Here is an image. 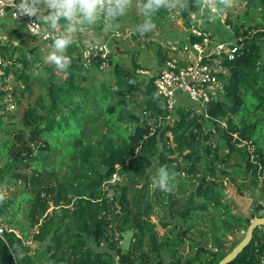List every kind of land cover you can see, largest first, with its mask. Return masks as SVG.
<instances>
[{
	"label": "trees",
	"instance_id": "obj_1",
	"mask_svg": "<svg viewBox=\"0 0 264 264\" xmlns=\"http://www.w3.org/2000/svg\"><path fill=\"white\" fill-rule=\"evenodd\" d=\"M177 2L169 0L149 19H162ZM243 2L246 9L235 16L228 12L225 22L238 51L233 60L224 57L217 64L221 98L201 110L184 95L185 101L176 97L170 112L155 88L156 76L139 75L137 56H129L128 63L127 52L114 49L115 37L89 48L68 38L70 66L61 71L47 63L44 76L32 72L22 44L1 46L0 184L9 194L0 202V225L19 236L0 237V264H165L163 252L169 264H218L244 239L251 221L264 217V207L250 216L234 214L224 181L237 183L240 191L251 184L264 194V0ZM107 3L113 28L131 4L121 14L116 0ZM217 5L225 11L220 0ZM37 13L44 26L60 28L65 38L64 31L85 26L72 25L71 17L57 16V10ZM106 14L107 8L98 9L94 16L100 20ZM3 22H13L26 35L13 20ZM214 22L206 29L224 36ZM105 24L95 26L98 34ZM213 37L221 42L216 33ZM87 49L92 56L85 64ZM38 51L34 46L30 53L37 57ZM157 56L159 67L170 59L181 63L179 52L161 46ZM109 73L110 80L99 79ZM34 91L35 102L19 126L6 128L13 116L5 104L10 100L15 109ZM161 167L175 173L171 192L153 186ZM116 172L120 180L109 197L102 183ZM179 197L185 202L175 209ZM166 207L183 225L165 222ZM65 221L75 228L63 232ZM236 231L244 234L232 239ZM185 240L189 249L181 253ZM64 249L67 257L60 254ZM230 264H264V227Z\"/></svg>",
	"mask_w": 264,
	"mask_h": 264
},
{
	"label": "rangeland",
	"instance_id": "obj_2",
	"mask_svg": "<svg viewBox=\"0 0 264 264\" xmlns=\"http://www.w3.org/2000/svg\"><path fill=\"white\" fill-rule=\"evenodd\" d=\"M211 1L215 2V4L217 5L218 0H210V2ZM40 3L43 4L44 9L43 7L40 8ZM147 3L148 0H135V2L130 5V11L120 21L116 22L113 28L110 27L109 22L114 21V15L112 13H109L108 10L110 8V5L108 3L106 6L107 14L104 18H101L100 20L97 19V17L95 16L88 18L85 17L83 13L77 12L76 14L70 16L72 25L80 26L82 24H85V26L74 30L69 29L67 32L64 31V33L65 35H67V38L76 39L81 42L83 44V48H89L92 45V42H95L98 45H104L107 43V41L109 42L110 39H112L110 40L111 42H114L113 38L115 37L117 40L116 42L118 43H113L114 49L117 50V48L119 47L121 52H127L124 54V57L128 61V63L130 62L129 56L136 55L142 68L144 70H147L150 75H155L161 68L159 67V59L157 56L158 46L164 47L166 50H168V52L171 53V49L173 46L180 45L182 39L184 40L186 38V35L188 34L185 31L186 26L183 23L186 20L185 14H187V12L191 11L193 8H198L200 6V1L178 0L177 4L172 10L166 12L162 19L157 20V22L154 23V29L141 35L140 30L142 26L145 23H153L149 19L148 14H145L144 11V5H146ZM35 5L37 12H42L43 10H45V7L51 8V10L49 11L57 10L56 8L50 6V0H36ZM221 7L224 8L225 14L228 15L229 12L230 14H232V16H235L246 9V4L243 2V0H234V4L231 8L224 5H222ZM70 17L68 16L66 18L69 19ZM209 18H211V16H207L208 20ZM58 19L59 21H61L60 18ZM216 19L217 18H214L211 22H214V20ZM101 21L105 22L106 24L104 29L102 30L103 33L98 34L95 30V26H97V24H99V22ZM211 22L206 24L210 26L212 24ZM215 23L221 26V34H223L224 36H220L217 30L212 29L213 26H211L212 31H209L213 34L216 33L218 37L222 38L221 41L232 40V38L230 37L232 31L229 26H226L225 24L221 23V21L220 23H218V19L213 24L215 25ZM181 24L184 26H182ZM11 33H13V35H9V32L8 35H5V37L7 38L6 43L12 42L16 45L22 44V49L28 54L29 59L33 64L32 72H34L37 76H44V65L47 64L45 62V57L49 55L52 51H54V48H49V46L44 43L33 41L32 38H29L27 35H24L27 40L22 41L21 36L23 34L22 32L16 29H13ZM135 36L136 38H134ZM216 39L218 40L217 36ZM34 46H37L39 48L37 57H34L33 54L30 53ZM105 49H107L108 51V48H104V50ZM87 52H90V49H87L83 52L84 62L87 60L85 58H89V56L85 57V54H87ZM178 52L181 55L180 61L185 63L187 60V56L180 51ZM172 53L175 54L174 52ZM85 64H87V61L85 62ZM111 77L112 76L110 75V73L109 75H99L100 80H110ZM36 96L37 92L34 91L32 95L24 98L22 104L19 107L16 106L15 109L11 108V103L9 102L10 100L5 104L6 111L9 113L10 116H13L12 119L9 120L7 124H5L6 128L15 129L19 126L20 116L23 114L24 110H26L29 105H32L35 102ZM0 106H3L2 103H0ZM136 111V113L139 114V110ZM53 158L54 154L51 155V159ZM150 173H154L153 168L150 170ZM224 185L226 202L232 205L234 214L250 216V214L255 211L257 206L262 205L264 207V194H262L258 188L253 187L251 184L248 185V188L242 189L241 191L236 186L237 183L231 184L228 181H224ZM0 192L5 193V195L9 194V191L5 189L4 186H1V184ZM184 202L185 200L179 197V202L174 208H181L184 205ZM165 212L168 215V219L165 222H174L179 225H183V221L180 216L177 215L173 217L168 207L165 208ZM156 219L154 218L153 220L158 223ZM74 228L75 223L73 221H65L63 226V232L72 231ZM158 229L161 233L164 232V228L162 226L158 225ZM243 234L244 233L242 231H236L235 235L231 238H240ZM130 237V233L125 235V238L121 243L123 247L127 246ZM188 249V241L185 242V245L179 247L181 253L183 251L187 252ZM60 254L64 257H67V252L65 249ZM163 257L165 259V264H169V254L167 252H163Z\"/></svg>",
	"mask_w": 264,
	"mask_h": 264
},
{
	"label": "built area",
	"instance_id": "obj_3",
	"mask_svg": "<svg viewBox=\"0 0 264 264\" xmlns=\"http://www.w3.org/2000/svg\"><path fill=\"white\" fill-rule=\"evenodd\" d=\"M199 1L200 6L189 13L187 23L183 22L186 26L185 31L188 33L184 42L179 47L173 46L171 49L174 53L180 51L185 54L187 56L186 62L180 63L177 59L167 60L155 74V88L166 101L170 112L174 109L177 94L188 97L200 110L205 109L208 103L220 100L222 89L218 73L221 67H217L219 66L217 64H219V59L224 57L233 60L238 51L234 39L217 42L213 33L206 29V23H210L214 18L225 24L227 14L221 12L215 2H210V0ZM106 2L107 0H105L103 7L99 8L100 13L105 12ZM20 4L21 0H0V19L9 18L13 20L23 28L29 38L39 42L53 44L56 38L62 37L60 28L49 29L40 22L37 10L32 5L31 0H27L26 9L18 12L17 8ZM29 10L34 14L29 15ZM207 16H211V18L208 20ZM6 41L7 38L0 35V67L5 65L1 57V46ZM87 56L89 58L92 56L91 51L85 54V57ZM89 58L85 59L88 60ZM211 60L214 61V64H210ZM137 73L145 77L153 76L143 68L138 69ZM11 108L14 109V106L11 105ZM119 180L120 177L116 172L102 183V188L109 197L113 196L114 187ZM12 232L19 236L18 232L13 231V229L0 225V237H3L5 233Z\"/></svg>",
	"mask_w": 264,
	"mask_h": 264
},
{
	"label": "clouds",
	"instance_id": "obj_4",
	"mask_svg": "<svg viewBox=\"0 0 264 264\" xmlns=\"http://www.w3.org/2000/svg\"><path fill=\"white\" fill-rule=\"evenodd\" d=\"M111 3V0H108ZM169 0H148V3L144 5L145 14H151L154 11L159 10L168 4ZM105 0H50V6L57 9L58 15L72 16L77 12H81L85 17H93L99 8H102ZM220 3L224 6L231 8L234 4V0H220ZM117 7L121 14L123 13L126 6L131 4V0H116ZM27 8V0H21V4L18 6V12ZM29 15L34 14L31 10L28 12ZM155 28L154 23H145L140 34L151 31ZM70 44V40L65 37H58L54 40L52 51L45 57V62L55 65V67L61 71H66L71 64V59L65 52ZM175 178V173L169 174L168 170L161 167L158 170L157 175L153 178V186L159 188L164 192L172 191V184ZM5 199V193L0 192V202Z\"/></svg>",
	"mask_w": 264,
	"mask_h": 264
},
{
	"label": "water",
	"instance_id": "obj_5",
	"mask_svg": "<svg viewBox=\"0 0 264 264\" xmlns=\"http://www.w3.org/2000/svg\"><path fill=\"white\" fill-rule=\"evenodd\" d=\"M260 227H264V217L254 218L251 221L250 226L248 227L244 239L218 264H230L231 262H233L243 252V250L250 244L253 238L254 231Z\"/></svg>",
	"mask_w": 264,
	"mask_h": 264
},
{
	"label": "crops",
	"instance_id": "obj_6",
	"mask_svg": "<svg viewBox=\"0 0 264 264\" xmlns=\"http://www.w3.org/2000/svg\"><path fill=\"white\" fill-rule=\"evenodd\" d=\"M35 1L34 0L32 1L31 0V3L34 6V8L36 7ZM42 7H43V4L40 3V8H42ZM43 9H44V7H43ZM49 10H51V8L45 7V10H43L42 13H44V14L49 13L50 12ZM3 21H5V20L0 19V35H4V36L5 35H8V32L10 33L9 35H13V33H11V31L13 29H18V28H16L15 26L12 25L13 22H6V23H4ZM21 39L23 41H26L27 40V38H25L23 35L21 36ZM176 97H177V99H180L182 101H185L186 100V97L184 95H182V94H177Z\"/></svg>",
	"mask_w": 264,
	"mask_h": 264
}]
</instances>
